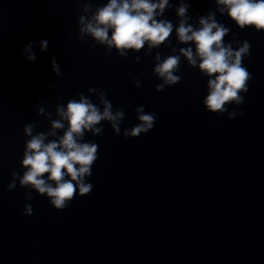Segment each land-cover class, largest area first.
I'll return each mask as SVG.
<instances>
[{
    "label": "clouds",
    "instance_id": "1",
    "mask_svg": "<svg viewBox=\"0 0 264 264\" xmlns=\"http://www.w3.org/2000/svg\"><path fill=\"white\" fill-rule=\"evenodd\" d=\"M215 11L196 18L195 22L189 15L191 3L189 0H179L176 15L178 25L163 17L167 9L173 4L169 0H107V3L96 6L93 10L92 0H82L81 15L78 18V40L86 42L91 38L90 45L104 46L105 52L113 49L122 58H127L129 52L151 55L153 49L161 45L171 48L172 55L164 58L159 52L154 56L153 74L162 82L155 86L157 92L166 87L181 82V57L192 68H198L207 78V95L203 99L205 109L213 114H227L228 119L242 116V110H237L244 103V95L249 91L248 83L253 76L243 64V59L250 55L251 45L247 40L238 42L233 48L235 40L225 43V37L230 29L216 19L217 12L227 16L240 28H253L257 32H264V0H215ZM198 24V26H197ZM175 31L179 44L188 45L177 49L172 46L171 34ZM235 36V34H233ZM194 45V47H193ZM36 41H29L22 52L29 63L37 57L34 48ZM38 47L41 52L49 48L48 40H40ZM138 63L139 55L134 57ZM52 71L56 77H61V67L55 56L51 57ZM131 75V74H130ZM137 89L142 82L134 78ZM50 89L54 88L49 83ZM89 95L79 93L78 98L69 99L66 104L55 105V115L38 106L37 115L48 119V131H35L36 123L24 126V135L29 137L25 141L21 167V175L17 171L11 172L8 191L19 186L25 188L24 199H33L32 192L45 196L50 205L63 211L68 208L78 193L81 197L89 195L93 184L87 182L92 176V168L98 159L99 145L91 140L86 141L85 135L102 136L103 123L107 122L114 134H121V123L126 117L122 108L113 109L112 102L107 99V93L101 88L91 87ZM95 95L98 103H93L90 96ZM229 105H233L229 111ZM138 124L123 130L125 138H138L153 130L157 120L154 112H145V106L139 105L134 109ZM62 132V135L59 133ZM51 138V139H50ZM34 213L32 205L25 204L23 215Z\"/></svg>",
    "mask_w": 264,
    "mask_h": 264
}]
</instances>
